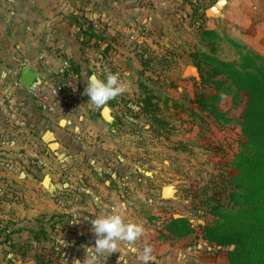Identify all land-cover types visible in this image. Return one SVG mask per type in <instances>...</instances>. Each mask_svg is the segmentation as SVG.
Returning a JSON list of instances; mask_svg holds the SVG:
<instances>
[{
  "label": "rangeland",
  "instance_id": "obj_1",
  "mask_svg": "<svg viewBox=\"0 0 264 264\" xmlns=\"http://www.w3.org/2000/svg\"><path fill=\"white\" fill-rule=\"evenodd\" d=\"M205 4L216 8L218 0ZM75 6L87 9L83 3ZM177 8L178 19H156L155 30L140 35L144 39L136 49L140 53L147 47L157 54L152 62L157 70L142 80L135 71L131 78L133 84L142 81L154 91L157 99L152 112H141L138 97L142 89L137 86V92L131 90L134 95L116 99L117 108L112 109L108 122L102 109L90 103L76 127L55 121L57 134L49 135V142L56 146L47 153L45 174L51 178L49 188L42 183L37 189L13 186L24 195L17 194L7 216L0 219L14 224L29 221V232L20 237L26 264H68L54 259L63 249L57 248L60 240L65 241L67 254L72 251L71 243L95 240L90 221L120 204L125 205L126 221L143 224L145 233L136 247L142 250L145 243L152 247V264L230 263L229 254L236 244L219 248L206 233L212 225L229 233L238 224L243 228L247 217L242 218L240 211L259 206L250 195L248 173L238 169V157L253 152L241 131L248 94L225 75L210 77V66L202 64L199 69L192 54L208 53L238 63L246 53L258 54L264 84V19H248L246 10L238 15L241 19H234L241 10L232 8L219 19L207 16L200 25L199 19L184 17L182 5ZM70 19L83 22L89 17L78 13ZM206 27L220 38L202 35ZM218 80L222 83L216 84ZM199 97L210 109L217 108L218 115L202 110ZM56 186L58 192L50 191ZM166 186L176 190L174 197H162ZM38 193L41 199L35 198ZM174 218L186 219L192 232L185 236L170 233L166 225ZM121 251L126 253L123 244ZM125 257L129 264L137 261L131 253Z\"/></svg>",
  "mask_w": 264,
  "mask_h": 264
},
{
  "label": "crops",
  "instance_id": "obj_2",
  "mask_svg": "<svg viewBox=\"0 0 264 264\" xmlns=\"http://www.w3.org/2000/svg\"><path fill=\"white\" fill-rule=\"evenodd\" d=\"M77 1L0 0V217L7 216L17 194L22 195L24 192L13 186L25 185L37 189L41 183L44 185L45 178L48 177L45 175L47 153H52L55 149H52L55 143L52 145L49 142V135L57 134L53 123L58 121L61 126L76 127L85 118L86 105L91 104L89 96L85 94L87 76L95 74L105 79L109 73L118 74L125 85V91L115 98L134 95L139 86L131 81L135 71L139 72L142 80L144 75L157 70L152 67L157 54L151 48L148 51L152 61L146 69L135 54L143 38L138 28L145 27L152 31L156 28V19H178L179 16L174 14L178 10V4L182 5L181 10L186 19H191L193 12L190 0ZM253 1L218 0L214 17L210 19H219L232 8L241 10L234 13V19H241L238 15H242L244 10L249 13L248 19H264V0ZM81 3L87 4V9L75 8V4L79 6ZM207 11L208 9L204 19L211 16ZM78 13L89 17L88 24L92 23L94 27L90 34H82L78 19H70V16L78 17ZM204 29L214 30L210 27ZM84 40L89 41V46L82 45ZM65 59L75 62L84 79L81 110L76 116L61 110L54 114L40 111L28 93L18 86V81L22 83L21 73L25 67L32 69L36 75H51L61 69ZM90 69L92 73L89 72ZM138 76L137 74L136 80ZM115 98L107 104L110 115L112 109L117 108L112 102ZM102 111L103 109L101 113ZM48 178L50 182L51 178ZM58 182L55 180L56 185ZM52 188L50 191H59L58 186ZM41 195L38 193V198H35L41 199ZM2 220L4 219H0V264H26L28 258H25V252L21 250L20 237L24 232H29V221L22 219V223L17 221L14 224ZM69 230L73 235L75 229ZM59 232L63 233V230ZM94 242L95 240H87L85 243L77 240L71 243L72 251L69 254L66 252L68 248L59 243L57 248L63 249L59 250L54 259L68 264H73L74 260L83 261L85 252L81 246H93ZM120 255L119 252L117 255H110L104 264H123L118 261ZM124 259L127 261L126 257ZM131 264H138V261Z\"/></svg>",
  "mask_w": 264,
  "mask_h": 264
},
{
  "label": "trees",
  "instance_id": "obj_3",
  "mask_svg": "<svg viewBox=\"0 0 264 264\" xmlns=\"http://www.w3.org/2000/svg\"><path fill=\"white\" fill-rule=\"evenodd\" d=\"M189 3L193 10L191 19H199L201 25L205 18V10L211 5L207 6L203 0H190ZM88 23L87 19H83V22L78 21L82 34H89V29L94 28L92 23ZM86 24H88V28H86ZM201 34L220 38L218 33L211 29H203ZM232 42L234 41L232 40ZM81 43L84 47L89 46L87 40ZM141 50L140 53L136 50V54L146 69L152 59L146 47ZM192 57L199 69L202 64L210 66L207 72L210 77L216 78L225 75L232 80L238 89L244 90L248 94L241 131L248 138V142L252 144L253 152L243 153L238 157V169L248 173L251 181L250 195L253 201L259 204L258 208L240 211L242 218L247 217L243 228L238 224L232 228L233 233H229L225 229L219 232L222 228L220 225H212L207 227L206 238L214 242L219 248L236 244L235 250L229 254V264H264V84L260 79L263 70L262 58L258 54L246 53L242 57V62L238 63L226 62L208 53L200 55L193 53ZM70 65L74 71L81 75V71L78 70L75 62H70ZM89 72L92 73L93 71L90 69ZM215 83L221 84L222 82L218 80ZM139 87L142 89V93L138 97V103L141 104V112L147 115L152 112V107L156 105L153 101L157 98L154 96V91L149 89L146 83L140 81ZM115 101H112L113 105H116ZM198 104L202 110H206L214 116L218 115V109L215 107L210 109L208 102L203 97L198 98ZM166 229L178 236H185L192 232V228L186 219L174 218L166 225Z\"/></svg>",
  "mask_w": 264,
  "mask_h": 264
},
{
  "label": "clouds",
  "instance_id": "obj_4",
  "mask_svg": "<svg viewBox=\"0 0 264 264\" xmlns=\"http://www.w3.org/2000/svg\"><path fill=\"white\" fill-rule=\"evenodd\" d=\"M124 91L125 85L118 74L109 73L105 79L91 74L87 78L85 94L98 109H105L108 101ZM90 230L95 236L94 245L85 246V258L83 261L74 260L73 264H104L111 254L117 252L121 254L118 261L123 264H127L124 259L126 253L133 254L138 264H152L155 259L149 244L145 243L142 250L136 247L145 229L142 223L126 221L124 204L113 205L110 212L95 216L90 221ZM60 243L65 246L62 239ZM121 244L126 246V253L121 251Z\"/></svg>",
  "mask_w": 264,
  "mask_h": 264
},
{
  "label": "built area",
  "instance_id": "obj_5",
  "mask_svg": "<svg viewBox=\"0 0 264 264\" xmlns=\"http://www.w3.org/2000/svg\"><path fill=\"white\" fill-rule=\"evenodd\" d=\"M138 31L142 36L149 32L145 27H139ZM83 81L80 73L71 68L69 59H65L57 73L51 75L38 73L30 87L19 81L18 86L28 93L40 111L54 114L61 110L76 116L81 110Z\"/></svg>",
  "mask_w": 264,
  "mask_h": 264
},
{
  "label": "water",
  "instance_id": "obj_6",
  "mask_svg": "<svg viewBox=\"0 0 264 264\" xmlns=\"http://www.w3.org/2000/svg\"><path fill=\"white\" fill-rule=\"evenodd\" d=\"M207 13L209 15H213L215 13V9L210 8V9H208ZM35 79H36V73L32 69H30L29 67H25L22 70L21 82L24 85L30 87L34 83ZM102 115L106 120H110L111 115H110V109L108 106H106V108L103 109ZM44 185L46 187H48V185H49V178L48 177L45 178ZM168 190H170V193H168ZM175 193H176V190L172 186H166L163 188L161 195H162V197H174Z\"/></svg>",
  "mask_w": 264,
  "mask_h": 264
},
{
  "label": "bare ground",
  "instance_id": "obj_7",
  "mask_svg": "<svg viewBox=\"0 0 264 264\" xmlns=\"http://www.w3.org/2000/svg\"><path fill=\"white\" fill-rule=\"evenodd\" d=\"M168 193H170V190H168Z\"/></svg>",
  "mask_w": 264,
  "mask_h": 264
}]
</instances>
